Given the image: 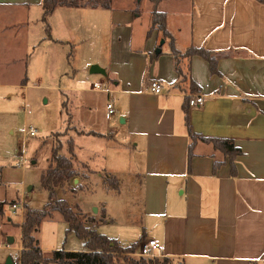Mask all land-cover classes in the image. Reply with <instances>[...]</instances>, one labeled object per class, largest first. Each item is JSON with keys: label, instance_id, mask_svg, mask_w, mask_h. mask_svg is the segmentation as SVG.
<instances>
[{"label": "crops", "instance_id": "crops-1", "mask_svg": "<svg viewBox=\"0 0 264 264\" xmlns=\"http://www.w3.org/2000/svg\"><path fill=\"white\" fill-rule=\"evenodd\" d=\"M167 1L161 0L159 8L166 12L175 48L182 53L204 48L216 58L215 68L200 54L186 57L181 66L189 78L180 82L170 41L157 29L148 36L151 24L142 29L141 42L132 38L127 55L114 68L93 58L85 77L114 92L91 90L86 84L78 89L104 92L109 100L114 96L115 112L107 118L109 100L90 103L85 98L87 120L83 118V132L76 137L78 157L92 173L104 161L102 169L117 180L127 176L133 186L140 182L143 238L137 241H159L171 264H264V0H190L186 10L173 14L161 8ZM42 2L0 0V10H40L42 21ZM64 8L78 9L98 28L104 14L99 10L115 14L113 7H57L47 23ZM71 12L60 14L64 18ZM127 24L134 32L136 21ZM109 25H114L112 19ZM46 29L50 33L41 35V43L54 40L52 26ZM94 64L105 73H91ZM190 79L200 91H191ZM150 80H159L166 92H150ZM194 94L204 95L205 102L189 106L187 98ZM95 113L112 119L96 130L100 122ZM203 137L231 139L241 152L231 159ZM8 193L2 181L0 263L8 247L6 226L13 220L6 219L5 206L25 205L9 202ZM86 218L96 225L93 216ZM39 241L44 252L53 251Z\"/></svg>", "mask_w": 264, "mask_h": 264}, {"label": "rangeland", "instance_id": "rangeland-1", "mask_svg": "<svg viewBox=\"0 0 264 264\" xmlns=\"http://www.w3.org/2000/svg\"><path fill=\"white\" fill-rule=\"evenodd\" d=\"M188 2L190 0H170L161 8L170 14L180 13L181 9H187ZM113 8L115 14L112 10H99L104 13L99 28L77 12L78 9H61L46 24L52 26L54 40L47 38L44 43H41L42 37H48L50 31L41 21L40 10L27 12L15 7L0 10V83L5 84L0 85V168L1 179L9 190V202L21 200L33 209H44L49 193L41 185V176L48 168L53 147L61 144V152L68 155L69 140L75 139L78 157L81 144L76 137L86 122L83 118L87 120L83 108L85 98L90 103L105 100L106 104L109 100L104 92L78 89L83 84L92 87L95 82L85 77L90 60L97 58L101 60L97 63L100 66L114 68L117 59L127 55L132 38L141 42L142 29L151 24L153 4L150 0H114ZM63 11L73 12L63 18L60 14L63 15ZM111 19L113 26L109 25ZM132 20L136 21L134 32L127 24ZM85 80L87 82L82 83ZM112 99L114 102V96ZM95 114L100 122L94 127L96 130L102 128L104 121L112 119L103 120ZM30 127L37 129L35 136L30 135ZM103 165L104 161L98 163L96 168L100 169L92 173L78 157L75 168L79 181L69 183L59 192V197L65 198L74 209L79 207L85 216H93L98 232L128 246L143 237L142 186L139 181L133 186L127 176L116 181L102 169ZM11 208V204L5 206V217L13 219L6 227L10 231L7 236L14 237V242L7 237L5 260L8 256L15 259L22 246L21 231L15 223L21 222L24 210L14 214ZM85 221L90 224L87 218ZM37 235L43 248L86 250L85 242L74 231H68V224L59 211L43 220ZM143 241L139 242L135 257H139Z\"/></svg>", "mask_w": 264, "mask_h": 264}, {"label": "trees", "instance_id": "trees-1", "mask_svg": "<svg viewBox=\"0 0 264 264\" xmlns=\"http://www.w3.org/2000/svg\"><path fill=\"white\" fill-rule=\"evenodd\" d=\"M113 1L43 0L42 22L46 24L48 17L57 7L111 9ZM150 1L153 4V8L148 36L157 29L163 33L164 40L170 41L174 66L179 75L180 82H186L189 78L181 66L183 59L186 57L190 58L195 54H200L209 61L212 69L215 68L216 58L210 51L204 48L190 47L186 52L182 53L175 48L173 36L167 28L166 12L159 8L161 0ZM135 11L137 13V10ZM190 87L194 93L201 89L192 79H190ZM187 104L190 106V97L187 98ZM188 105H186V109ZM203 140L214 142L215 146L230 155L231 159L241 152L240 148L231 139L203 137ZM74 146V140L70 139L68 155L61 152V144L53 147L48 168L41 176V185L49 193V202L42 210L33 209L26 204L24 205L23 220L17 225L21 229L22 249L14 259L15 264H171L168 257H135L133 254L136 253L139 241L128 246H123L118 241L101 234L98 232L96 225L90 226L86 224V216L81 212L79 207L74 209L65 198L59 197V192L65 190L66 186L69 183L71 184L78 175L75 168V162L78 160V157ZM1 172L0 168V183L2 182ZM114 178L117 181V178ZM3 207L4 202H0V214L4 213ZM55 211H59L63 215L68 224V231H74L85 242L86 250L69 251L63 248L48 253L42 250L37 234L43 220Z\"/></svg>", "mask_w": 264, "mask_h": 264}, {"label": "built area", "instance_id": "built-area-1", "mask_svg": "<svg viewBox=\"0 0 264 264\" xmlns=\"http://www.w3.org/2000/svg\"><path fill=\"white\" fill-rule=\"evenodd\" d=\"M149 91L155 94H163L166 92L165 86L159 81V80H150L147 84ZM91 90L95 91H104L112 94L114 92L113 89H105L101 84L95 83L93 84ZM205 102V96L202 94H194L190 96V105L191 106H200ZM115 112L114 102L113 100H109L107 103V118H110L113 116ZM37 129L34 127H30L29 133L32 136H35L37 134ZM23 163H26V159H24ZM22 163V164H23ZM12 207L14 209L24 210V207H19L17 203L12 204ZM162 245L159 241L156 239H146L143 241L139 247L138 255L146 258H155L163 256L161 254Z\"/></svg>", "mask_w": 264, "mask_h": 264}, {"label": "water", "instance_id": "water-1", "mask_svg": "<svg viewBox=\"0 0 264 264\" xmlns=\"http://www.w3.org/2000/svg\"><path fill=\"white\" fill-rule=\"evenodd\" d=\"M162 43H164V40H162ZM90 72L91 73H105V70L101 68L100 66H98L97 64H94L91 66ZM78 181H79L78 179H75L74 182L77 183ZM8 239L11 243L14 242V237L8 236ZM0 264H15V262L12 256H8L5 262L0 263Z\"/></svg>", "mask_w": 264, "mask_h": 264}]
</instances>
